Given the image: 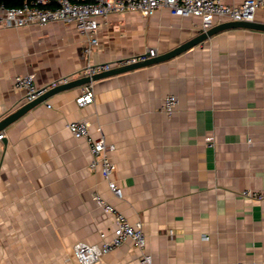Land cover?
Returning a JSON list of instances; mask_svg holds the SVG:
<instances>
[{"label": "crops", "instance_id": "obj_1", "mask_svg": "<svg viewBox=\"0 0 264 264\" xmlns=\"http://www.w3.org/2000/svg\"><path fill=\"white\" fill-rule=\"evenodd\" d=\"M254 22L264 23V10ZM200 34L199 19L166 9L110 16L89 55L69 25L5 29L0 121L27 104L16 76L34 75L41 86L88 64L149 49L167 54ZM93 90L84 108L76 104L82 87L51 95L1 132L0 264H78L73 245L99 243L113 228L95 194L140 222L147 237L144 252L127 242L96 264H143V253L151 264H264V200L241 195L264 188V32H220L164 63L96 81ZM169 95L179 102L172 118L162 111ZM80 120L90 139L115 147L109 157L122 199L91 168L89 142L67 129Z\"/></svg>", "mask_w": 264, "mask_h": 264}, {"label": "built area", "instance_id": "obj_2", "mask_svg": "<svg viewBox=\"0 0 264 264\" xmlns=\"http://www.w3.org/2000/svg\"><path fill=\"white\" fill-rule=\"evenodd\" d=\"M161 9L168 10L173 16L199 19L200 31L204 33L220 23L254 22L257 12L264 10V0H244L233 4L226 0H30L20 7L10 8L0 5V32L5 29L45 27L52 23H62L74 27L87 40L85 53L89 55L99 45L97 33L102 22L110 16L139 13L144 17H150ZM155 56H157L156 50L149 49L146 53L135 57L120 58L110 63L88 64L75 75L62 77L41 86L36 84L34 75H19L14 78L13 86L16 90L23 91L26 102L30 103L50 90L68 85L75 80L92 78ZM94 97L93 83L84 85L80 96L76 99V104L79 108H84L94 102ZM178 104V99L169 95L164 99L162 111L168 118H172ZM48 108L51 106L48 105ZM67 129L75 139L89 142L93 157L91 168H100L110 192L116 198L122 199L123 189L113 178L115 166L109 157V153L113 152L115 147L107 146L103 138L95 141L90 139V126L85 120L70 122ZM3 139L4 134L0 133V141ZM207 141L209 146L213 145L212 137ZM241 195L245 198L264 200V188L257 191L246 189ZM93 198L102 211L112 216L113 228L109 235L105 232L100 233L99 243H75L72 253L77 263L96 264L127 242L133 243L144 252L147 237L142 224L132 223L101 195L95 194ZM203 239L209 238L204 236ZM140 261L143 264H151L152 257L143 253Z\"/></svg>", "mask_w": 264, "mask_h": 264}, {"label": "water", "instance_id": "obj_3", "mask_svg": "<svg viewBox=\"0 0 264 264\" xmlns=\"http://www.w3.org/2000/svg\"><path fill=\"white\" fill-rule=\"evenodd\" d=\"M232 29H244V30H253V31H258V32H264V23H259V22H225L223 24L214 26L207 32H204L200 35H198L196 38L192 39L191 41L183 44L182 46L168 52L167 54H163L160 56H155V57H150L147 60L138 62L136 64H132L129 66H124L121 68H116L113 69L109 72L102 73L99 75H96L92 78H83V79H78L75 80L68 85L60 86L57 87L53 90H50L47 92L45 95L41 96L37 100L27 103L18 110H16L14 113L10 114L6 118L0 121V133L4 131L7 127L18 121L21 117H23L26 113L31 111L33 108L38 106L39 104L43 103L48 97L54 94H58L64 91H68L74 88H80L83 87L84 85L94 83L96 81L109 78L112 76L120 75L123 73L131 72L137 69L153 66L156 64L164 63L168 60H171L178 55L186 52L187 50L191 49L192 47L201 44L211 38L212 36L223 32L227 30H232Z\"/></svg>", "mask_w": 264, "mask_h": 264}, {"label": "trees", "instance_id": "obj_4", "mask_svg": "<svg viewBox=\"0 0 264 264\" xmlns=\"http://www.w3.org/2000/svg\"><path fill=\"white\" fill-rule=\"evenodd\" d=\"M27 1L30 0H0V5H5L6 7L10 8L20 7Z\"/></svg>", "mask_w": 264, "mask_h": 264}]
</instances>
